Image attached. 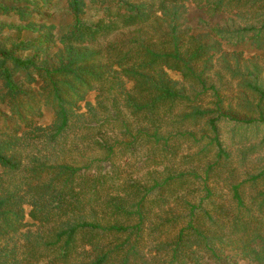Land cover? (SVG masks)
<instances>
[{
	"label": "trees",
	"instance_id": "1",
	"mask_svg": "<svg viewBox=\"0 0 264 264\" xmlns=\"http://www.w3.org/2000/svg\"><path fill=\"white\" fill-rule=\"evenodd\" d=\"M187 3L227 18L194 35ZM0 16L17 21L0 23V264H264V69L222 49L264 50V0H0ZM39 105L44 127L20 115Z\"/></svg>",
	"mask_w": 264,
	"mask_h": 264
},
{
	"label": "rangeland",
	"instance_id": "2",
	"mask_svg": "<svg viewBox=\"0 0 264 264\" xmlns=\"http://www.w3.org/2000/svg\"><path fill=\"white\" fill-rule=\"evenodd\" d=\"M185 6V13L183 16V21H184V25L186 27L189 28L190 32L192 34H198L199 32L202 31H207L210 30L211 28H213L216 25H220L221 22H223L227 16L225 15H216V16H212L209 17L207 16L203 10L199 9V7L194 6L193 4L187 3L184 5ZM60 6L58 7H52L50 8V10L46 13L50 18V23H53L54 25H56V27H63L65 26V22L62 18L61 15V11ZM97 15H99L97 12L94 11H90L89 12V16L91 18H95L97 17ZM0 23H5V24H16V18L15 17H3L0 16ZM8 33H6L5 31H3L1 33L2 35H6ZM21 37L23 39H33L34 35L32 34H22ZM223 51H227V52H235L237 53L242 59L244 60H248V61H252L255 62L257 64H259L261 66V68L264 69V50L262 51H255L253 50L252 47H250V45L248 44H241L238 45L234 48H222ZM166 75L167 77L177 83H180V76L178 73L175 72H171V71H166ZM94 93H90L89 95L86 96L85 98V102H89V103H93V99H94ZM79 113L84 112V102H81L79 104ZM2 113L6 114V117L8 116V112H6L5 110H2V108L0 107V126L3 124L4 121L1 120L2 117ZM23 117L24 116H28L32 119L33 122H35L37 125L39 126H47L49 125V123L51 122L52 118H53V112L52 110L47 107V106H43V105H39L33 108L32 113H30L29 111L26 110H21V114ZM125 119H128L127 117ZM19 118H17L16 116H14L12 118V123L13 122H19ZM126 122H129L130 124L134 125V123L132 122V119L129 118L128 120H126ZM117 130V129H115ZM120 134V131H115L114 134ZM122 137V135L120 136ZM145 153V150H140L137 155L136 158H134L131 163L132 166H138V162L141 159V156H143V154ZM124 158V157H123ZM116 159L118 160V156L116 157ZM122 159V158H121ZM125 160V159H123ZM127 170V169H126ZM0 172H1V168H0ZM142 175V171H139L137 173H132L133 178H139ZM24 210V221L27 223H30L29 219L26 216V213L28 212L29 208L27 206L23 207ZM36 231V228L33 226H29L23 230H21V232L19 234H24V232H28V233H33ZM21 240V237H16L14 239V241H16L18 243V241ZM238 264H244L243 262H240Z\"/></svg>",
	"mask_w": 264,
	"mask_h": 264
}]
</instances>
